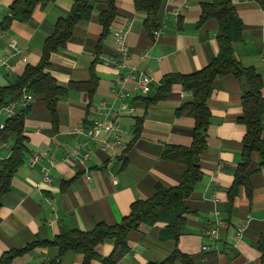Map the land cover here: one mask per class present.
Here are the masks:
<instances>
[{
    "label": "crops",
    "instance_id": "obj_1",
    "mask_svg": "<svg viewBox=\"0 0 264 264\" xmlns=\"http://www.w3.org/2000/svg\"><path fill=\"white\" fill-rule=\"evenodd\" d=\"M14 0H0V21L10 15ZM209 0H162L157 13L160 34L150 35L146 13L134 0H115V15L102 35L100 15L107 0H89L87 18L78 21L65 45L50 53L48 73L62 92L54 108L43 93L31 92L32 100L21 107V95L0 103V171L16 143V134L4 131L10 116L27 108L22 133L20 165L0 196V256L34 241H51L64 229L90 231L98 223L119 224L137 200L150 198L156 186L175 187L183 180L187 165L165 157L167 146L188 148L192 144L194 118L186 106L190 91L173 83L157 98L161 79L168 74H191L204 68L218 53V23L200 21L201 4ZM74 0H50L34 7L26 21L12 20L0 32V87L11 84L28 65L37 64L45 40L56 21L65 17ZM241 23L242 40L232 43L233 57L252 68L261 79L264 98V6L257 0H231ZM121 33L128 46L126 68L110 66L116 55L115 36ZM15 43V49L10 42ZM151 77L146 94L133 91L128 69ZM126 88L132 116L118 118L128 138L119 146L90 141L86 130L91 118L102 117L99 103L119 105L116 90ZM248 89L244 76H218L207 100L210 112L205 147L198 155L202 177L185 200V225L177 241L161 239L165 224H141L127 234V250H117L112 264H149L166 258L176 246L192 264H258V239L264 234V167L259 154L251 155L248 187L234 185V171L242 157L246 126L241 98ZM183 108V109H182ZM12 114V115H13ZM264 141V112L260 117ZM102 135L100 138H103ZM108 141H112L109 137ZM44 153L33 165L29 158ZM44 170L50 183L44 182ZM217 228L215 240L207 231ZM242 232L238 234V229ZM202 246L208 249L203 250ZM114 249L106 239L96 246L101 258ZM59 250L41 245L14 257L9 264H48ZM61 264H83V255L66 251ZM88 264H104L92 259ZM174 264H183L179 260Z\"/></svg>",
    "mask_w": 264,
    "mask_h": 264
},
{
    "label": "trees",
    "instance_id": "obj_2",
    "mask_svg": "<svg viewBox=\"0 0 264 264\" xmlns=\"http://www.w3.org/2000/svg\"><path fill=\"white\" fill-rule=\"evenodd\" d=\"M49 1L14 0L9 8L10 15H6L0 21V32L5 30L12 20L26 21L36 5ZM114 1L107 0V10L100 15L102 35L107 32L109 23L115 15ZM257 1L264 6V0ZM161 2L162 0H134L136 9L146 13L144 26L150 35L160 27L157 22V13ZM201 5L200 21L214 18L218 23V53L199 71L191 74L165 75L161 79L157 94V98H163L173 83H180L183 89L190 91L193 96L191 104L186 106L194 118L191 146L188 148L167 146L163 151L165 157L187 165L182 182L170 188L156 186L150 198L134 201L130 205L129 213L119 224L109 226L98 223L90 231L64 229L51 241H34L21 249L3 253L0 256V264H9L14 257L41 245H54L59 250L58 257L48 264H61L60 258L68 250L82 254L83 264H88L92 259H101L104 264H112L115 251L127 250V234L131 230H136L141 224L153 225L162 222L165 227L160 232V238L177 241L185 225L187 208L184 202L191 194L195 183L202 177L198 155L206 145L205 130L210 119L207 100L212 91L214 79L218 76L226 74L236 77L244 76L248 85V89L241 98L243 113L240 121L246 126V133L243 139L242 157L234 171V185L248 187L247 168L252 153L259 154L260 166L264 167V141L261 139L260 126V117L264 112V98L260 93L261 79L252 68L242 67L233 57L232 43L242 40L240 20L231 0H209ZM89 11V0H74L69 13L56 21L54 31L45 40L40 61L35 65H28L24 73L16 77L11 84L0 87V103L14 94L21 95L22 90L28 88L31 92L43 93L48 107L54 108L56 98L62 90L45 72L49 55L65 45L74 25L87 18ZM26 111L27 108H23L10 115L3 128L4 131L14 132L17 137L10 157L2 163L0 196L8 190L10 178L22 161L24 142L21 133ZM106 239L114 241V249L107 258H101L96 252V246ZM257 246L260 252L258 264H264V234L259 237ZM177 260L183 264H192V260L181 253L176 246L162 261L149 264H174Z\"/></svg>",
    "mask_w": 264,
    "mask_h": 264
},
{
    "label": "built area",
    "instance_id": "obj_3",
    "mask_svg": "<svg viewBox=\"0 0 264 264\" xmlns=\"http://www.w3.org/2000/svg\"><path fill=\"white\" fill-rule=\"evenodd\" d=\"M160 34V29L155 30L153 35L156 37ZM10 47L15 49V43L10 42ZM115 49L116 55L108 60V64L114 68L120 70L121 68H126V62L129 58L128 46L124 41V36L121 33L116 34L115 36ZM127 79H131L134 82L133 91L137 94H146L149 92L151 87V77L145 72H135L132 68L128 69ZM129 90L124 87H119L116 90V99L120 102L118 106L108 102L102 101L99 103L98 108L100 112L103 111L102 117L95 116L91 118L90 127L86 130V135L90 141L97 142L102 140L106 146L110 143L112 145L119 146L125 139L128 138V133L120 126L118 123V118L122 115L134 116L136 113L135 107L127 103L126 99L129 97ZM21 107H26L28 103L32 100V94L27 90L23 89L21 93ZM9 115L13 114L12 107L7 108ZM104 135L103 138H100ZM111 137L112 141H108V138ZM44 153H34L29 158V165H33L43 156ZM44 182L50 183L51 178L47 174V171L44 170ZM242 232V228L238 229V234ZM211 237L215 240L218 239V231L215 227L207 231ZM203 250L208 249L207 246H202Z\"/></svg>",
    "mask_w": 264,
    "mask_h": 264
}]
</instances>
